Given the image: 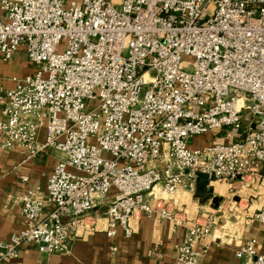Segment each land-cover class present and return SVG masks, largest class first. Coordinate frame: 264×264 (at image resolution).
Wrapping results in <instances>:
<instances>
[{"label": "built area", "instance_id": "1", "mask_svg": "<svg viewBox=\"0 0 264 264\" xmlns=\"http://www.w3.org/2000/svg\"><path fill=\"white\" fill-rule=\"evenodd\" d=\"M0 12V61L34 67L0 94V150L59 155L45 193L21 196L0 264L27 247L69 255L102 226L130 239L143 217L177 226L169 206L200 175L264 190V0H0ZM253 220L263 241L238 246L242 264H264V206ZM211 234V219L188 227L176 264H200Z\"/></svg>", "mask_w": 264, "mask_h": 264}, {"label": "crops", "instance_id": "2", "mask_svg": "<svg viewBox=\"0 0 264 264\" xmlns=\"http://www.w3.org/2000/svg\"><path fill=\"white\" fill-rule=\"evenodd\" d=\"M33 71L34 67L23 53L9 63L0 61V94L2 90L13 86L14 77L22 78L31 75ZM223 134L195 138L192 147L202 148L213 141L227 143L226 132ZM236 139L237 137L234 140ZM58 159L59 155L46 152L35 160L26 162L16 149L0 150V241L7 240L13 233L23 228L21 196L34 186L45 193L48 178ZM22 177L29 178V183H24ZM205 181H208L209 185L203 189L197 186L193 197L184 195L177 200V205L170 204L169 209L173 210L178 219L177 226L160 218L143 217L140 220L139 232L130 239H126L121 234L115 239H110L104 233L102 226L98 232L90 236L73 238L70 242L69 255L49 256L40 253L34 247H27L21 250L18 259L6 264H176V247L183 242L187 228L200 222L202 214L207 213L201 200V198L205 199L206 193L210 195L211 201L213 197L223 199L221 209L225 208L224 200L228 196L233 200H240L239 205L248 199L260 203L264 196V190L235 191L228 186L212 183L206 178ZM218 185L223 188L219 190ZM211 189L213 194H210ZM183 199L189 200L190 204L183 202ZM190 209L194 218L188 213ZM105 210L106 208L99 209L91 216L103 222ZM231 210L232 207L229 208V211ZM240 219L242 217L234 221L229 213L217 218L208 242L198 245L199 251L203 253L200 264H242L244 261L236 257L238 246L250 239L263 241V228L258 222L245 221L242 222V226H238L241 224ZM113 247L117 249L115 253L112 252ZM149 252L153 254L149 255ZM261 252L264 255V247Z\"/></svg>", "mask_w": 264, "mask_h": 264}, {"label": "rangeland", "instance_id": "3", "mask_svg": "<svg viewBox=\"0 0 264 264\" xmlns=\"http://www.w3.org/2000/svg\"><path fill=\"white\" fill-rule=\"evenodd\" d=\"M247 116H248V112L244 110L242 117L246 118ZM222 135H224V134L222 133ZM219 138H220V135H219ZM221 138H222V136H221ZM216 139H218V138H216ZM220 142L221 141H219V143ZM218 187H219V190H220V188H223L220 185H218ZM221 190H223V189H221ZM226 196H228V193H226ZM243 196H245V195H243ZM228 197H227V199L224 200L225 208L221 209V206H220L218 209H215L214 205L212 204V201L210 200V198H211L210 195L208 193H206L205 199L201 198V200H202V204L206 207L207 213L202 214V216H201L202 220L199 223H204V222L208 223L211 219V224L213 227L217 221V218L220 215H224L225 213H229L233 216L234 221L236 220V218L242 217V219L239 220V221H241V224H238V226H240V225L242 226V224H243L242 222L253 221L254 213H256L260 208H262L264 206V196L262 197V200L260 203H254L253 200L248 199V201H244L240 205H239L240 200L239 201L233 200V199H231V197H229V198ZM184 199H183V202L185 201L186 203L190 204L189 200H184ZM230 207H232L231 211H229ZM190 208H192V206H190ZM188 213L190 214L191 218L195 217L194 215H192L191 209L188 210Z\"/></svg>", "mask_w": 264, "mask_h": 264}, {"label": "water", "instance_id": "4", "mask_svg": "<svg viewBox=\"0 0 264 264\" xmlns=\"http://www.w3.org/2000/svg\"><path fill=\"white\" fill-rule=\"evenodd\" d=\"M209 185L208 181H205V177L200 175L198 177V187L199 189H203L206 186ZM210 194H213V190H210ZM223 202L222 198L213 197L212 204L214 205L215 209H218L220 207V204Z\"/></svg>", "mask_w": 264, "mask_h": 264}, {"label": "bare ground", "instance_id": "5", "mask_svg": "<svg viewBox=\"0 0 264 264\" xmlns=\"http://www.w3.org/2000/svg\"><path fill=\"white\" fill-rule=\"evenodd\" d=\"M217 184H219V183H217Z\"/></svg>", "mask_w": 264, "mask_h": 264}]
</instances>
